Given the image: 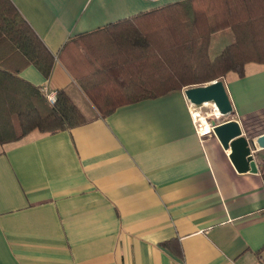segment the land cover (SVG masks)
Returning a JSON list of instances; mask_svg holds the SVG:
<instances>
[{"label":"crops","instance_id":"1","mask_svg":"<svg viewBox=\"0 0 264 264\" xmlns=\"http://www.w3.org/2000/svg\"><path fill=\"white\" fill-rule=\"evenodd\" d=\"M12 1L55 55L48 77L33 65L20 75L64 90L87 122L0 144V264L264 262V148L255 152L257 173L238 172L216 135L198 134L184 88L125 103L103 117L65 62L75 59L79 42L89 67L116 66L123 53L88 34L182 0ZM235 7L243 54L259 60L225 84L232 118L258 136L264 133H254L253 123L264 118V0ZM235 39L228 28L215 32L212 43L219 48ZM137 71L111 69L107 86L135 77L148 85Z\"/></svg>","mask_w":264,"mask_h":264},{"label":"trees","instance_id":"2","mask_svg":"<svg viewBox=\"0 0 264 264\" xmlns=\"http://www.w3.org/2000/svg\"><path fill=\"white\" fill-rule=\"evenodd\" d=\"M240 1L171 2L88 34L99 35L102 47H114L117 53H123L116 66L102 63L89 67L82 60L78 40L66 43L61 55L65 57L78 42V52L72 54L75 59L69 64L65 57V62L103 117L125 103L216 79L225 81L230 73L243 78L246 63L259 59L243 54L242 25L237 21L240 15L234 14ZM228 28L236 33V39L212 50L213 34ZM54 62L55 55L13 1L0 0V144L18 141L35 130L54 134L87 122L64 90L58 91L56 103L51 104L41 86L20 75L25 67L33 65L48 77ZM125 65L139 69V79L146 75L148 85L130 77L129 82L122 78L119 87L107 86V71Z\"/></svg>","mask_w":264,"mask_h":264},{"label":"water","instance_id":"3","mask_svg":"<svg viewBox=\"0 0 264 264\" xmlns=\"http://www.w3.org/2000/svg\"><path fill=\"white\" fill-rule=\"evenodd\" d=\"M183 91L188 101L196 107L214 105L215 109L208 120L213 127V134L229 151V158L238 172L257 173L259 167L255 152L257 148H264V133L251 136L239 120L232 118L235 109L225 81L216 79L188 86Z\"/></svg>","mask_w":264,"mask_h":264},{"label":"built area","instance_id":"4","mask_svg":"<svg viewBox=\"0 0 264 264\" xmlns=\"http://www.w3.org/2000/svg\"><path fill=\"white\" fill-rule=\"evenodd\" d=\"M42 90L48 101L51 104H55L58 98V90H51L47 86H43ZM190 112L195 123L196 130L201 137H205L206 135L213 133V127L208 123V120L212 116L213 109L211 112H204V106L196 107L190 103ZM256 264H264V262L260 261Z\"/></svg>","mask_w":264,"mask_h":264},{"label":"rangeland","instance_id":"5","mask_svg":"<svg viewBox=\"0 0 264 264\" xmlns=\"http://www.w3.org/2000/svg\"><path fill=\"white\" fill-rule=\"evenodd\" d=\"M216 43H217L216 40H213L212 50L217 49L216 46H215ZM233 75H234V73H230L227 77L230 78V77H233ZM212 109L213 110L215 109L212 104H207V105L204 106V112H211ZM253 123H254V133L264 130V118L255 119L253 121Z\"/></svg>","mask_w":264,"mask_h":264},{"label":"bare ground","instance_id":"6","mask_svg":"<svg viewBox=\"0 0 264 264\" xmlns=\"http://www.w3.org/2000/svg\"><path fill=\"white\" fill-rule=\"evenodd\" d=\"M203 119V118H202Z\"/></svg>","mask_w":264,"mask_h":264}]
</instances>
